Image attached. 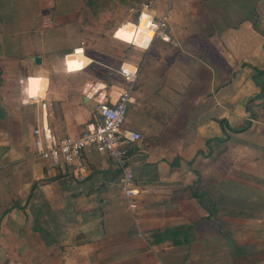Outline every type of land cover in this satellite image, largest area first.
<instances>
[{"label": "crops", "instance_id": "obj_1", "mask_svg": "<svg viewBox=\"0 0 264 264\" xmlns=\"http://www.w3.org/2000/svg\"><path fill=\"white\" fill-rule=\"evenodd\" d=\"M91 4L0 0V264H264V0ZM140 9L168 39L116 36ZM77 47L89 60L70 69ZM122 63L138 66L122 125L140 134L123 144L133 208L108 154L73 171L32 134L43 104L56 135L79 133L127 86Z\"/></svg>", "mask_w": 264, "mask_h": 264}, {"label": "built area", "instance_id": "obj_2", "mask_svg": "<svg viewBox=\"0 0 264 264\" xmlns=\"http://www.w3.org/2000/svg\"><path fill=\"white\" fill-rule=\"evenodd\" d=\"M147 6L144 4V8ZM133 24L135 31L141 30L148 34L144 45L138 43L141 46L147 47L156 36L169 38L165 16L155 17L147 10L140 9ZM78 48L83 52L82 47H77L74 53H77ZM117 72L127 82V86L119 92L115 101L98 103L93 118L77 134L56 135L45 120V104H43L41 123L32 129L33 146L38 158L47 160L54 166H70L73 171L82 167L88 149L108 154L122 172L121 195L128 206L133 208L139 190L133 184V173L128 168L129 156L123 144L140 139V134L129 128H123L122 125L128 106L134 101L133 90L138 77V66L122 63L117 68Z\"/></svg>", "mask_w": 264, "mask_h": 264}, {"label": "bare ground", "instance_id": "obj_3", "mask_svg": "<svg viewBox=\"0 0 264 264\" xmlns=\"http://www.w3.org/2000/svg\"><path fill=\"white\" fill-rule=\"evenodd\" d=\"M138 31V30H137ZM134 34V36H133ZM116 36H120L125 38V40H134L136 43L145 44L146 43V35L143 31L139 30L138 32L135 31L134 24L130 21H125L118 27L116 31ZM134 37V38H133ZM77 55H69L68 56V66L69 68H80V66L86 64L89 60L87 56L81 55L82 50L78 48ZM80 53V54H79ZM79 54V55H78ZM35 80V79H32Z\"/></svg>", "mask_w": 264, "mask_h": 264}, {"label": "trees", "instance_id": "obj_4", "mask_svg": "<svg viewBox=\"0 0 264 264\" xmlns=\"http://www.w3.org/2000/svg\"><path fill=\"white\" fill-rule=\"evenodd\" d=\"M135 1V5H139L141 2L143 1H146V0H134ZM90 2H92L91 4V10L95 9V8H98L99 6H104V3H105V0H102V2H100V0H90ZM87 7V6H86ZM84 8V12L82 10V15H81V23L82 25H87V24H90L88 22V14L85 13L87 11V8ZM96 10V9H95ZM94 11V10H93ZM87 17V18H86ZM256 70V74L253 75V79L256 83H258V80H257V75L261 74V73H264V68L263 69H255ZM2 111H1V106H0V116H2ZM220 124V126H222V128L224 127L225 123H226V120L223 118V119H218L217 120ZM243 128H237V129H234L235 131H239ZM178 228V227H176ZM172 229H175V228H172ZM167 230V229H166ZM157 232H160V230H155L153 233L157 235ZM175 244H178L180 243V240H175L174 241Z\"/></svg>", "mask_w": 264, "mask_h": 264}, {"label": "water", "instance_id": "obj_5", "mask_svg": "<svg viewBox=\"0 0 264 264\" xmlns=\"http://www.w3.org/2000/svg\"><path fill=\"white\" fill-rule=\"evenodd\" d=\"M35 60L38 62V61H40V58L37 56V57L35 58Z\"/></svg>", "mask_w": 264, "mask_h": 264}, {"label": "rangeland", "instance_id": "obj_6", "mask_svg": "<svg viewBox=\"0 0 264 264\" xmlns=\"http://www.w3.org/2000/svg\"><path fill=\"white\" fill-rule=\"evenodd\" d=\"M136 19V18H135ZM129 44H131L132 45V43H129Z\"/></svg>", "mask_w": 264, "mask_h": 264}]
</instances>
